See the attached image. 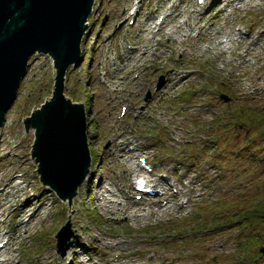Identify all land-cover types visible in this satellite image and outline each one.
I'll return each mask as SVG.
<instances>
[{
    "label": "rangeland",
    "instance_id": "1",
    "mask_svg": "<svg viewBox=\"0 0 264 264\" xmlns=\"http://www.w3.org/2000/svg\"><path fill=\"white\" fill-rule=\"evenodd\" d=\"M167 1L96 0L87 57L68 73L65 92L84 103L98 162L71 204L43 185L31 156L35 134L25 130L24 119L50 99L55 83L50 57H31L0 131V189L20 183L43 208L15 230L28 219L16 214L27 204L6 186L11 204L2 208L6 234L0 240L21 236L9 246L11 264H264V0L243 7L182 0L196 10L197 25L247 40L224 49L210 32L199 35L195 28L183 30L189 40L156 34L148 52L152 34L144 25L148 16L157 22L169 12ZM250 40L255 44L246 52ZM138 46L143 49H129ZM140 54L141 62L133 63ZM182 74L190 77L177 82ZM136 143L138 153L129 150ZM138 156L152 164L147 175L161 190L168 181L179 194L168 187L165 197L136 199ZM100 182L115 202L104 205ZM163 199H171L172 208H159Z\"/></svg>",
    "mask_w": 264,
    "mask_h": 264
},
{
    "label": "water",
    "instance_id": "2",
    "mask_svg": "<svg viewBox=\"0 0 264 264\" xmlns=\"http://www.w3.org/2000/svg\"><path fill=\"white\" fill-rule=\"evenodd\" d=\"M94 2L0 0V130L30 58L47 54L56 70L53 96L24 119V126L27 132L34 130L31 155L43 184L70 203L90 172L92 157L86 108L65 94L66 74L81 61V43ZM69 184L71 191L62 189ZM260 251L264 254V247Z\"/></svg>",
    "mask_w": 264,
    "mask_h": 264
},
{
    "label": "bare ground",
    "instance_id": "3",
    "mask_svg": "<svg viewBox=\"0 0 264 264\" xmlns=\"http://www.w3.org/2000/svg\"><path fill=\"white\" fill-rule=\"evenodd\" d=\"M253 0H228V2H232V4H235L237 3L238 6L240 7H243L244 4L245 5H249L250 3H252ZM164 7H167V9L169 10L168 13H166L164 16H163V19L162 21L158 24L156 21H153V22H150L152 20V18L150 16L149 17V21L144 25V29L143 31L144 32H148V33H151V37L148 38V42L145 44V47H146V50L149 52L150 51V48H151V44L153 42H155L157 44V39H156V34L158 35L159 33L162 35V36H168V38L170 39H175V40H178L179 38V35H186L188 37L187 40H189V36L190 33H188V35L186 33L183 32V30H187V31H191L195 28H199V35L203 32V33H206V32H210L212 34V37L213 38H216L218 39V44H224V46L226 48L224 49H231L232 48V42L234 40H236L237 42L239 41H242L243 43L245 42V40H241L239 39L240 37H234L235 33H232V34H227V36L225 37H222L220 36L221 33L224 31L222 27H216L215 29L211 28V30H207L205 25L204 24H199L197 25L195 23V19L194 17L192 16V12H195L196 10L194 9H187V6H184L183 5V1L182 0H168L166 2V4L163 6V9ZM183 15V16H182ZM182 16V19H180ZM148 20V18H147ZM176 21L177 24H173V21ZM168 26H171L170 30H167ZM154 29L156 30V33L154 31ZM182 29V30H181ZM220 37H222V39H220ZM167 38V40H169ZM250 38H252L250 36ZM185 39H181V41L179 42H183ZM186 40V41H187ZM227 41V43H225ZM230 43V44H229ZM229 44V45H228ZM254 45L255 44V40H250V42L247 44L246 46V52L247 50H249V46L248 45ZM139 48V49H138ZM155 48V47H154ZM153 47L151 49H154ZM133 49H137L139 51H141L143 49L142 46H138V47H132L130 48L131 51H133ZM159 48H157L156 50H158ZM162 52L166 53V50H163ZM141 56L137 58H133L132 60H134L133 63H140L142 58H144L145 54L142 55L140 54ZM240 55V58L242 59V61H246L247 59L245 58V54L242 55L241 53H239ZM117 71V70H116ZM115 71V72H116ZM100 75V74H99ZM99 78H101V76H98ZM137 77V76H136ZM184 74L176 77L177 78V82L180 81V80H183V79H187L188 77H190V75H186V77ZM163 83H164V80L161 82V84L155 88L153 90V92H158L159 89L162 88L163 86ZM126 109L128 110L127 106L124 105V107H122L121 109V114L123 115L126 111ZM127 113V112H126ZM126 115V114H125ZM165 182L163 185H166V183L168 185H170V182L168 181H163ZM10 184V183H9ZM8 184V185H9ZM103 182H100L98 185L101 186V196H102V200H104V204L105 206H107V202H115L114 200L110 199V197H107L109 196V193H106V191H108V188L107 189H104L103 188ZM8 185H5V187L3 189H0V216L3 215L4 211L2 210V208L8 206L10 207V204L11 202L10 201H6V196L8 194V188L6 186ZM70 185V184H69ZM63 186L62 189L66 190L67 192L71 189H72V184L70 186ZM10 188H16V191L13 193V195H15L16 193H18L16 195V199H22L23 200V204H27V206L23 207V208H20V210H17V216H23V215H28V219L23 220V221H20L18 222V225L15 227V230L18 228V227H25L27 226V224L32 220V218L36 217L39 213H40V210L43 208V205L40 204V205H37L36 203H34V198L29 195V192L24 190V188L20 187V183H17L15 185H9ZM107 187V186H106ZM163 189H165L166 187H162ZM170 189H173L174 190V187L171 186ZM181 191V189H179ZM164 194H167L166 192L163 193V194H160L158 195L159 197H165L166 195ZM173 194H179V192L177 190H174ZM174 198H176V196H173ZM108 199V200H107ZM12 200V199H11ZM166 199H163L161 200V202L163 203L162 205H160L159 208H162V207H165L167 209H169V207H171V205H169V203L171 202V199H169L168 202L164 201ZM157 202L154 201V204H156ZM181 207L183 210L186 209L187 205L182 202L181 204ZM27 207H30L31 211L27 212ZM130 207L126 208L127 210H129ZM172 208V207H171ZM6 210V209H5ZM148 217H150V215H152V211L147 214ZM133 216H136V215H133ZM137 216H139L137 214ZM140 218V217H138ZM4 226H5V223L0 221V237H3L5 236L6 233H3V229H4ZM68 234V236L70 235V232H66L65 235ZM18 237V234H13V233H9L7 234V240H0V243L1 242H5L3 244V249L0 248V264H11L12 261H14L15 259V255L11 252H9V246L13 243V240L16 239ZM21 237V236H19ZM18 237V238H19ZM66 237V236H65ZM80 242V240H78ZM117 245H122L123 243H125L123 240L122 241H116L115 242ZM6 254V257L4 259H1V256H5Z\"/></svg>",
    "mask_w": 264,
    "mask_h": 264
},
{
    "label": "trees",
    "instance_id": "4",
    "mask_svg": "<svg viewBox=\"0 0 264 264\" xmlns=\"http://www.w3.org/2000/svg\"><path fill=\"white\" fill-rule=\"evenodd\" d=\"M262 247H264V246H261L260 248H262ZM260 248H259V249H260Z\"/></svg>",
    "mask_w": 264,
    "mask_h": 264
}]
</instances>
